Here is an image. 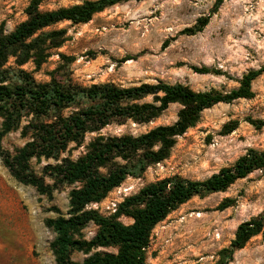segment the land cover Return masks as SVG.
<instances>
[{"label":"rangeland","instance_id":"rangeland-1","mask_svg":"<svg viewBox=\"0 0 264 264\" xmlns=\"http://www.w3.org/2000/svg\"><path fill=\"white\" fill-rule=\"evenodd\" d=\"M30 0H0V26L11 31L26 18ZM83 0H43L41 10L56 9ZM215 0H129L105 8L90 21L72 24L59 22L50 29L66 30L65 40L35 69L37 81H48L49 72L63 63L60 54L73 57L65 65L69 76L81 85L111 81L122 86L140 83L180 82L193 90L210 88L229 91L250 69L264 63V0H223L202 31L186 35L181 31L210 12ZM168 44L164 46V42ZM129 57L126 61L124 58ZM220 69L224 74L196 73L192 66ZM254 96L231 103H217L203 110L199 121L176 138L169 156L150 165L140 177L128 176L107 196L90 207L107 215L113 213L124 197L142 186L179 174L202 180L231 165L248 148L264 147V125L256 128L247 119L264 120V72L251 85ZM180 105L171 104L158 118L147 124L128 121L112 123L101 130L105 135L139 134L157 125L177 119ZM237 121L231 132L224 125ZM95 134H87V142ZM25 139L19 131L8 133L4 148L13 150ZM83 147L72 150L77 157ZM45 161L35 163L40 169ZM69 188L54 192L49 199L31 186L17 182L0 161V264H55L49 248L54 233L44 219L55 216L47 209L58 206L63 212L68 205ZM235 203L217 209L225 198ZM264 210V168L251 172L231 184L225 191L194 196L170 212L152 230L146 251V264H210L217 252L227 246L237 225ZM124 223L132 219L121 216ZM96 226L85 229L90 238ZM84 256L76 254L75 259ZM229 264H264V235L250 238L236 250Z\"/></svg>","mask_w":264,"mask_h":264},{"label":"trees","instance_id":"trees-1","mask_svg":"<svg viewBox=\"0 0 264 264\" xmlns=\"http://www.w3.org/2000/svg\"><path fill=\"white\" fill-rule=\"evenodd\" d=\"M42 1L30 0L26 18L11 31L4 32L0 26V161L17 182L49 199L54 192L69 188L66 211L51 205L47 210L55 216L44 219L54 233L49 248L55 264H146L151 232L159 222L190 198L225 191L237 180L263 169L264 147L248 148L231 165L202 180L173 174L150 182L124 197L107 215L90 205L102 201L128 176L140 177L150 165L165 160L176 138L199 121L203 110L221 102L252 98V82L264 72V63L245 72L238 86L229 91H196L180 82L162 80L132 86L111 81L81 85L71 79L65 67L73 57L64 54H60L63 63L48 73L49 80L37 81L33 71L23 66L31 62L39 69L50 50L65 40V29L46 28L63 21L87 23L105 8L129 0H83L51 10H41ZM222 2L215 0L208 14L181 33L202 31ZM167 44L168 40L163 45ZM191 68L201 74H224L205 65ZM173 103L180 109L171 124L139 134L101 133L112 123L147 124ZM247 121L256 128L264 125L260 119ZM237 123L225 124L226 132L234 130ZM13 131H19L25 142L9 150L2 140ZM91 133L95 135L85 142ZM80 147V154L71 157L72 150ZM41 160L45 163L37 169L35 163ZM234 203L235 199L225 197L217 209ZM121 216L132 221L124 223ZM90 223L96 230L86 238L83 231ZM258 234L264 235V210L240 222L230 243L218 250L217 259L210 264H229L234 252ZM76 254L84 257L77 260Z\"/></svg>","mask_w":264,"mask_h":264}]
</instances>
